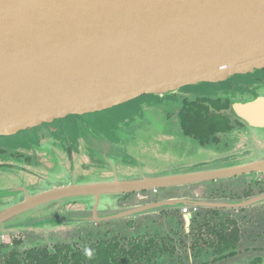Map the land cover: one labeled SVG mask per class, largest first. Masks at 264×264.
Here are the masks:
<instances>
[{
	"label": "flooded vegetation",
	"instance_id": "1",
	"mask_svg": "<svg viewBox=\"0 0 264 264\" xmlns=\"http://www.w3.org/2000/svg\"><path fill=\"white\" fill-rule=\"evenodd\" d=\"M238 77L245 82L230 85L232 99L246 103L264 96V68ZM177 95L140 96L127 106L0 136V211L28 197L89 182L168 177L264 160V128L250 127L230 107L223 112L229 130H213L208 139L189 136L199 150L212 148L205 157L184 159L180 163L187 164L178 166L153 160L147 168L141 163L139 169L129 163L127 170L117 168L122 159L115 157L126 152L119 132L141 115L144 105L151 108ZM181 97L179 119L188 98ZM83 127L93 133L83 134ZM87 138H94L95 145ZM103 153L114 160H104ZM248 176L249 187L230 186ZM225 201L245 202L238 208L205 207ZM0 264H264V173L114 194L96 206L93 200L71 198L34 207L0 223Z\"/></svg>",
	"mask_w": 264,
	"mask_h": 264
},
{
	"label": "water",
	"instance_id": "2",
	"mask_svg": "<svg viewBox=\"0 0 264 264\" xmlns=\"http://www.w3.org/2000/svg\"><path fill=\"white\" fill-rule=\"evenodd\" d=\"M263 68L264 0H0V136L127 106L140 96L225 90L238 76ZM228 100L237 118L264 128V96L246 103ZM254 172L264 173V160L89 182L28 197L0 211V223L61 199L83 198L96 206L109 195ZM243 202L205 207L238 208Z\"/></svg>",
	"mask_w": 264,
	"mask_h": 264
},
{
	"label": "rangeland",
	"instance_id": "3",
	"mask_svg": "<svg viewBox=\"0 0 264 264\" xmlns=\"http://www.w3.org/2000/svg\"><path fill=\"white\" fill-rule=\"evenodd\" d=\"M245 78L241 79L239 77L233 79V82H245ZM230 84V85H231ZM222 90L218 87L216 89L220 90V93H214L212 88H208L201 93L189 94L188 101H198L208 100L215 103V105L222 106L224 99L231 97L229 94V87ZM216 86V85H215ZM215 89V90H216ZM177 95L174 101L165 100L163 103H153L151 108L143 106V112L139 117L133 121L128 127H125L119 132V136L125 140L126 152L118 155L116 160L122 159L121 162H116L117 168L124 167L127 170L129 163L130 166H138L137 164H142L143 168H147L146 164L149 161L157 160L158 162L171 163L172 165L178 166L180 163L195 160L197 158L205 157V150L210 151L212 148L204 147V150H199L198 143L192 137L186 136L181 127V119L177 116L178 111L182 107L181 95ZM181 97V98H180ZM232 98V97H231ZM221 100L219 104L215 101ZM235 102H240V100L233 98ZM245 101V100H244ZM116 113V111H115ZM131 121V119H129ZM91 132V130H84L83 134L86 132ZM231 134L222 137V140H229ZM232 138V137H231ZM91 143L95 145V142L91 138H87ZM199 150V152H198ZM202 151V152H201ZM102 153V152H101ZM249 155V154H248ZM247 155V156H248ZM239 157V156H238ZM104 160H114L113 156L109 154H102ZM195 158V159H190ZM190 159V160H189ZM120 161V160H119ZM139 169V166H138ZM254 177V176H253ZM122 177H120L121 179ZM252 182V177H244L242 180L238 179L235 181L236 184L230 185L232 188L249 187L248 184Z\"/></svg>",
	"mask_w": 264,
	"mask_h": 264
},
{
	"label": "trees",
	"instance_id": "4",
	"mask_svg": "<svg viewBox=\"0 0 264 264\" xmlns=\"http://www.w3.org/2000/svg\"><path fill=\"white\" fill-rule=\"evenodd\" d=\"M181 111V126L184 133L188 136L195 135L200 138L208 139L213 134V130L222 132L229 130L231 122L229 118L223 114L226 109L231 106L225 101L221 107L208 100L201 102H189L188 98L184 99ZM221 103V100L215 101Z\"/></svg>",
	"mask_w": 264,
	"mask_h": 264
}]
</instances>
